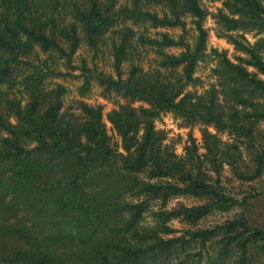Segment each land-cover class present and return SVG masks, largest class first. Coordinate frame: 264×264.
Segmentation results:
<instances>
[{
	"label": "trees",
	"instance_id": "trees-1",
	"mask_svg": "<svg viewBox=\"0 0 264 264\" xmlns=\"http://www.w3.org/2000/svg\"><path fill=\"white\" fill-rule=\"evenodd\" d=\"M222 1L231 15L213 16L222 29L218 36L244 56L233 63L212 50L220 90L192 104L183 92L196 82L206 55L208 14L199 0H0V264H202L205 257V264H227L234 251V264H250L256 250L264 254V229L243 215L170 236L174 219L194 224L247 205V197L225 194V166L241 182L264 174V134L257 128L264 122V36L250 44L229 34L239 28L264 33V0ZM175 28L177 37L148 33ZM106 41L117 79L98 80L147 105L113 112L109 121L121 151L109 143L100 108L79 101L81 118L61 113L65 88L48 91L44 82L70 72L38 59L47 54L70 71L82 44L97 50ZM174 48L180 51L167 52ZM149 54L154 66L145 69ZM89 73L83 66L81 94L89 89ZM16 87L28 96L24 106ZM162 113L201 121L233 141L203 130V152L191 141L176 156L155 129ZM238 140L249 149L247 170L240 168ZM183 196L208 202L166 208Z\"/></svg>",
	"mask_w": 264,
	"mask_h": 264
},
{
	"label": "rangeland",
	"instance_id": "rangeland-1",
	"mask_svg": "<svg viewBox=\"0 0 264 264\" xmlns=\"http://www.w3.org/2000/svg\"><path fill=\"white\" fill-rule=\"evenodd\" d=\"M131 0H120L121 3H129ZM201 7L207 12L208 16L204 21V28L207 31L206 51L205 58L198 63L195 75L196 82L187 86L183 92L184 94L191 95L192 104L197 102V98L206 96L213 89L219 92L220 87L218 83L216 69L218 68V58L211 53L212 50H216L219 54L224 55L228 60L233 63H237L238 57L244 55L238 52L234 45L230 43L226 38L219 37L221 27L214 19V15L218 12H222L225 15H231V9L228 7V3L222 0H199ZM159 11V8H155ZM187 29L191 28L190 19L186 18ZM137 29V28H136ZM155 32H166L172 37H177L181 32L179 29H160L150 30L149 34L153 35ZM232 36L241 40V36L245 38L250 44H254L259 38L264 36V33L257 30H246L239 28L234 32H230ZM189 36H192V32H189ZM188 36V37H189ZM180 49L167 50L168 53H178ZM38 59L40 61H46L47 66L57 72H70L67 76H55L49 77L44 82L46 90H54L57 85L65 88L66 92L62 96V109L61 113L70 117L81 118L80 111L77 108L79 101L93 108H100L101 120L106 131V135L109 139L111 146L121 151V138L117 134L114 126L109 121L113 112L120 109L121 106L130 105L133 108L147 107L143 102H130L128 98L124 97L120 92L115 90H107L100 83L98 78L111 77L117 79L114 70L112 68V57L110 55L109 41H106L101 46H98L97 50L88 48L85 44L77 50L73 57V70H67L64 67L63 62L56 61L54 58H50L47 54H39ZM151 55L149 54L143 60V68L148 66H154L151 63ZM83 66L90 71L91 78L89 79V89L85 94H81L79 89L84 81L82 74ZM128 65L125 64L122 68V79L126 77V71ZM249 71H252L249 68ZM88 75V73H86ZM19 79V78H18ZM13 94L16 96L18 102L24 106L28 101V96L22 88H13ZM219 97H221L218 94ZM14 122L13 119H9ZM155 129L162 132L164 136L163 145L168 146L176 156L184 155L185 147L190 145L191 141H194L198 147L199 152H203L202 149V131L207 130L209 133L216 135L223 142L232 143V136L226 132H218L213 126L206 125L201 121L187 122L181 117H177L171 113H162L154 120ZM259 130H262L264 134V122H260L257 125ZM3 135L0 134V138ZM238 145L242 152V164L241 170H247L251 167L249 149L240 141L234 142ZM220 183L223 187L225 194L235 199L241 200L247 197V205L244 207H234L226 212L215 211L194 224H189L186 221L180 219H174L169 223V227L175 232L170 236H179L186 230H199L211 228L217 224H221L226 220L232 219L239 215L245 216L250 223L259 226L264 229V174L257 180L252 182H241L236 179L235 173L231 167L225 166L220 176ZM177 202H180L188 207L199 206L207 203L205 198H198L192 196H183L177 199H172L166 208L173 207ZM216 249L217 246L212 247ZM212 253V251H211ZM238 253L233 252V256L227 260V264H234L237 259ZM213 258V255H212ZM206 259V257H205ZM202 264H205L204 261ZM206 264H213L209 261ZM250 264H264V254L259 255V250H256L251 257Z\"/></svg>",
	"mask_w": 264,
	"mask_h": 264
}]
</instances>
